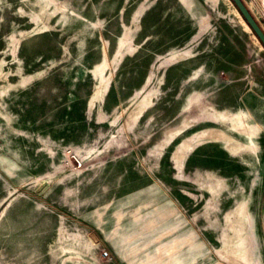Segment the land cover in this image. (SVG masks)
<instances>
[{
    "label": "rangeland",
    "instance_id": "374dc122",
    "mask_svg": "<svg viewBox=\"0 0 264 264\" xmlns=\"http://www.w3.org/2000/svg\"><path fill=\"white\" fill-rule=\"evenodd\" d=\"M0 264H264V45L233 0H0Z\"/></svg>",
    "mask_w": 264,
    "mask_h": 264
},
{
    "label": "water",
    "instance_id": "95a60500",
    "mask_svg": "<svg viewBox=\"0 0 264 264\" xmlns=\"http://www.w3.org/2000/svg\"><path fill=\"white\" fill-rule=\"evenodd\" d=\"M238 9L240 10L241 14L247 21L248 25L251 27V29L255 32L259 40L264 45V28L259 23L257 18L254 16V14L251 12V10L247 7L245 2L243 0H233ZM260 8L264 11V0H255Z\"/></svg>",
    "mask_w": 264,
    "mask_h": 264
},
{
    "label": "bare ground",
    "instance_id": "6f19581e",
    "mask_svg": "<svg viewBox=\"0 0 264 264\" xmlns=\"http://www.w3.org/2000/svg\"><path fill=\"white\" fill-rule=\"evenodd\" d=\"M244 1V0H243ZM245 2V1H244ZM245 4H246V2H245ZM247 5V4H246ZM247 7L251 10V8L247 5ZM251 12H252V10H251ZM253 13V12H252ZM254 14V13H253ZM255 16V15H254Z\"/></svg>",
    "mask_w": 264,
    "mask_h": 264
}]
</instances>
